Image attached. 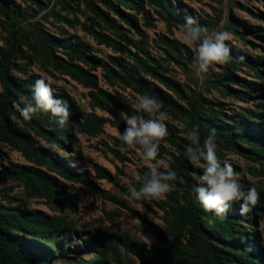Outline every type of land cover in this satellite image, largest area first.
I'll return each instance as SVG.
<instances>
[{
  "label": "rangeland",
  "instance_id": "374dc122",
  "mask_svg": "<svg viewBox=\"0 0 264 264\" xmlns=\"http://www.w3.org/2000/svg\"><path fill=\"white\" fill-rule=\"evenodd\" d=\"M7 1L14 4L23 17L18 22L23 39L21 47L34 59L32 63L25 59L15 60L11 78L19 81L31 76L46 77L52 84L55 98L66 100L75 114L66 129L67 139L55 133L64 149L15 117H11L12 126L47 155L66 164L74 173L85 176L96 188L70 181L29 152L16 149L9 141L0 142V151L4 154L1 170L12 168L17 173L22 168L36 170L43 179L50 180L59 193L67 194L74 210L61 206L50 197L42 182L25 178L0 183V204H12L21 210H39L59 221L60 225L50 230L55 236L52 243L34 240L48 252L49 264H143L118 241L119 238L133 243L150 264H166V260L178 264L181 258L184 264H214L205 238L198 232L192 235L195 229L191 224L170 234L169 212L178 210L187 202L182 189L185 182L177 173V179L169 182L175 185L174 190L161 199L129 202L127 194L121 191V188L126 191L131 187L139 189L149 171L148 165L142 162L141 151L120 150L118 135L123 133L121 126L127 127L121 113L131 115L129 103L142 94L152 96L162 104L161 111L167 114L168 131L175 136H167L160 142L157 159L167 161L172 171L171 165L185 156L184 148L190 144L181 135L180 125H184L185 132L193 129L190 111L195 102H198L196 121L200 124L214 123L226 132L238 129L264 140V0H128V5L108 0L116 3L119 13L103 0ZM186 16L193 17L199 26L209 31L230 33L228 27L239 30L241 36L230 33L231 38L226 44L232 57L235 56L240 63L234 62L230 56L228 63L217 64L207 74L198 76L193 66L194 52L182 42L178 31ZM13 22L16 21L8 19L0 9V46L8 45ZM37 31L39 34L43 31L53 41L70 40L73 45L81 47L88 61L70 48L56 46L51 51L54 57L85 69L91 78L81 80L56 70L53 62L46 59L45 48L34 38ZM92 31L118 41L127 40L124 43L127 49L119 51L100 42ZM137 53L142 58L149 57L155 66V74L141 71L144 85L155 92L143 88L129 76L115 74V61L120 60L129 68L133 64L131 56ZM249 63L256 68L250 67ZM257 71L261 77L256 76ZM74 74L77 76L76 71ZM223 78H231V81L224 80L223 83ZM4 92L0 77V94ZM237 92L241 99L233 96ZM21 96L17 93V102ZM248 113L253 116L248 117ZM205 130L207 136L209 129ZM203 143L200 141L201 148ZM216 144L218 157L229 159L240 176L241 188L247 191L255 187L260 194L258 207H264L260 203L264 195V157L257 147L240 142L235 148L218 136ZM121 156L126 159L122 160ZM150 163L155 164V161ZM190 165L202 172L201 168ZM97 167L107 170L114 182L98 177ZM159 171L166 172L167 169L161 166ZM192 178L196 180L193 175ZM97 188L118 198L131 210L106 200ZM239 204V201L233 202L231 209L233 206L235 216L244 220L240 230L253 237L245 241L239 232L233 240L255 247L264 264V208L255 216L241 215ZM114 213L116 217L111 215ZM142 220L155 225L167 240L175 241L179 251L185 249V255L182 257L176 249L162 247ZM203 222L207 232L219 241H231L215 229L213 221ZM12 234L19 241H31L23 233L15 231ZM212 243L213 246H222ZM54 244L59 247L54 249ZM103 251L108 255L107 260L100 256Z\"/></svg>",
  "mask_w": 264,
  "mask_h": 264
},
{
  "label": "trees",
  "instance_id": "16d2710c",
  "mask_svg": "<svg viewBox=\"0 0 264 264\" xmlns=\"http://www.w3.org/2000/svg\"><path fill=\"white\" fill-rule=\"evenodd\" d=\"M37 3V1L32 0ZM106 5L119 13L117 9L116 3H111V1L103 0ZM117 4H125L128 5V0H117ZM163 5L164 3H160ZM0 9L1 12L9 19H13L12 23V30H11V39L7 46H0V77L1 81L4 85L5 92L0 94V113H1V121H0V142H10L12 145L15 146L16 149H19L23 152H29L34 157L42 160L49 166L54 167L57 169L65 178L70 181L81 183L90 188H96V186L88 180L85 176L81 174L74 173L71 168H69L66 164H62L61 162L56 161L54 158L47 155L42 148L36 147L32 144V140L28 139L25 136H21L18 132L13 128L11 117H15L21 120L24 124L32 127L36 133L42 137H45L48 141L55 144L57 147L64 149L63 142L57 140L56 134L58 133L61 137L68 138L69 134L67 133L66 129L71 125L73 122V118L75 114L72 113L67 124L63 127H60L57 123V118L53 117L51 113H37L32 116L30 120H25L17 108L14 106V102H17V93L25 96L26 98H31L32 96V88L36 79L39 77L31 76L26 79L16 80L11 78L10 71L13 67L15 60L17 59H25L29 63L33 62V57L26 55L24 50L21 47V43L23 39L21 38V30L20 24L18 23L23 19L20 15L16 6L7 0H0ZM98 12V11H97ZM130 25V21H128ZM181 23H184L183 21ZM228 31L236 36H241L239 30L234 29L232 27L227 28ZM92 34L96 36V38L119 51L125 52L127 46L124 43L127 40L118 41L108 35L101 34L96 31H92ZM50 36L44 33L43 31H37L34 35L35 40L40 43L45 50L47 51L48 55L46 59L52 63L56 70L62 71L66 74L72 75L75 78H80L81 80L91 78L89 72H87L83 68H79V66L73 64L72 62H68L63 60L59 57H54V53L51 51L55 49L56 46L63 47V48H70L74 51L75 54L81 56L83 60L88 61L84 53L81 51V47H77L72 44L70 40H56L53 41ZM50 41V42H49ZM50 43L51 45L49 46ZM128 45V44H126ZM232 57V53H230ZM133 59V64L127 68L123 65V62L120 60L115 61V71L116 75L119 76H129L132 81L136 82L143 88L155 92L154 89L146 87L144 85L143 78L141 77V71H145L149 74H155V66L151 64L148 58L140 57V53H137L134 56H131ZM234 62L240 63L238 59L234 56L232 57ZM157 63L155 60H153ZM252 68H256L253 64H248ZM113 70V69H112ZM74 71H76L77 76H75ZM256 76L261 77L260 72H256ZM224 80L231 81L230 79L223 78ZM215 86H218L219 83L212 82ZM227 85V83H225ZM253 89H251L252 91ZM236 98L241 99V95L239 93H233ZM256 99V97H255ZM198 102H195L191 111H190V118H191V126L194 127L195 125H199V132H200V141L204 142V138L206 137L207 131L206 128L210 130H216V136L222 138L225 142L230 144L232 147L237 148L236 143H248L251 145H255L259 154L264 157V140L262 138L258 139L253 134H247L245 132H241L238 129L234 131L226 132L222 127L218 125L211 124H200L196 121L197 112H198ZM69 104V103H68ZM71 107L72 105L69 104ZM248 117H252V113L247 114ZM231 122H236L231 120ZM49 128L50 130H46ZM122 130L124 131L126 127L121 126ZM169 132L168 136L174 137L173 132ZM185 151V148H184ZM249 153V152H248ZM4 158V154L0 151V167L2 165V161ZM122 160H125V156H121ZM203 162V161H202ZM173 171H175L181 178H183L185 184L182 186L183 192L185 193V197L187 198V202L185 206H180L178 210H171V227H170V234H173L175 229H181L182 227L191 224V226L195 229L192 235L195 233H201L206 240L207 247L211 252V258L214 264H262V258L258 255V251L255 247H252L251 244L246 243L242 244L238 241H234L233 237L240 232L241 238L245 241H249L252 235L247 233L246 231L240 230L242 227L241 222L244 221L242 218H237L233 213V206L232 209L228 210L226 214V218L219 219L215 216L212 212L204 211L202 205L194 198L192 194V189L198 186L199 177L202 175L200 170H196L191 167L190 163L188 162L185 156H182L180 159L176 161L175 164L171 165ZM235 171V170H234ZM237 173V171H235ZM96 175L100 178L108 180L109 182L113 183L114 180L111 174L105 170L104 168L97 167ZM192 175L196 177V180L192 178ZM25 178L26 180H38L43 183L46 193L55 199L61 206L67 207L71 210H74V206L71 200L68 198L65 192H58L55 188V185L47 179H43L36 170H28L27 168H22L18 173L14 172L12 168H4V170L0 169V183H3L9 179H16L21 180ZM100 194L106 199L109 200L121 208L126 210H131L129 206L120 202L118 198L110 195L107 191H103L97 188ZM121 191L128 194V191L121 188ZM0 192V196H1ZM239 203H241L239 201ZM261 205L264 204V195L263 200L260 202ZM240 207V204H239ZM251 210L247 213V215L255 216L257 213L263 210V206L258 207V203L251 207ZM4 213V215H3ZM136 214V213H135ZM113 217H116L117 214H111ZM209 220L213 221L214 227L216 230L221 232L228 238L229 242L227 241H219L216 237H214L211 232H207L203 227V221ZM143 224L147 227L148 231L154 236L156 241L162 247H168L169 249H176L177 252L183 257L185 255V249H178L179 246L175 241L167 240L163 234L160 233L159 229L153 225L152 223L142 220ZM55 225L59 226L60 223L57 219L39 211V210H21L17 207H14L12 204L9 206H2L0 204V264H49L46 255L48 252L41 248V245L38 243H52V240L55 238L54 234L50 232ZM23 233L25 236L31 238V241H19L17 236H14L12 233L14 232ZM24 237V236H23ZM37 242H35V241ZM118 241L124 245L129 252L137 256L143 264H150L147 259L143 256V254L137 249V247L133 243H129L128 240L125 239H118ZM212 242L220 243L222 246H213ZM52 247V245H51ZM58 244H54L53 248H58ZM48 249V248H47ZM226 252H224V251ZM101 258L107 260V253L102 252L100 254ZM57 261L56 259H54ZM182 258L179 260L178 264L182 263ZM84 263V261H83ZM166 264H175L171 261H165Z\"/></svg>",
  "mask_w": 264,
  "mask_h": 264
},
{
  "label": "clouds",
  "instance_id": "9594fccd",
  "mask_svg": "<svg viewBox=\"0 0 264 264\" xmlns=\"http://www.w3.org/2000/svg\"><path fill=\"white\" fill-rule=\"evenodd\" d=\"M178 31L182 42L194 52L193 66L198 76L207 74L209 69L217 64L229 62L231 50L226 41L231 37L227 31H209L199 26L191 16L185 17V23L179 26ZM14 106L25 120H30L37 113L50 112L57 118L60 127L67 124L72 116L68 102L55 98L51 82L42 75L34 83L31 98L21 96L18 102H14ZM129 106L131 115L121 113L127 127L118 135L121 141L120 150L141 151L142 162L148 165L149 171L139 189L131 187L128 190L126 199L129 202L161 199L174 190L175 185L169 182L177 179V174L170 169V164L157 159L160 142L169 135L165 123L167 114L161 111L162 104L157 99L146 94L138 95ZM180 128L181 135L190 141V144L185 146V157L194 167L202 169L198 186L192 189V194L204 211L212 212L222 220L226 218L231 204L240 201L241 215L247 214L251 210L250 206L254 207L258 203L260 194L255 187L243 190L240 176L234 171L230 160H221L218 157L216 130H210L201 148L199 125L187 132L183 131L184 125H180ZM152 161H155V164L150 163ZM161 166L167 171H159Z\"/></svg>",
  "mask_w": 264,
  "mask_h": 264
}]
</instances>
